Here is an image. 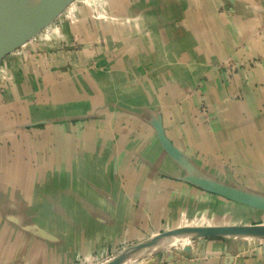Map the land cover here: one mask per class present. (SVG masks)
<instances>
[{"label":"crops","instance_id":"crops-1","mask_svg":"<svg viewBox=\"0 0 264 264\" xmlns=\"http://www.w3.org/2000/svg\"><path fill=\"white\" fill-rule=\"evenodd\" d=\"M42 33L0 63V264L264 222L194 180L264 196V0H74ZM181 242L133 264H264V237Z\"/></svg>","mask_w":264,"mask_h":264},{"label":"water","instance_id":"water-1","mask_svg":"<svg viewBox=\"0 0 264 264\" xmlns=\"http://www.w3.org/2000/svg\"><path fill=\"white\" fill-rule=\"evenodd\" d=\"M74 0H13L10 9L0 16V63L10 53L17 50L34 38L50 23H52ZM159 140L173 158H179V150L166 135L163 125L157 121ZM196 182L211 192L219 194L236 203L244 204L253 209L264 211V196L251 191L237 189L233 186L216 181L195 178ZM185 235V239L228 237L243 239L246 237H264V222L232 223L215 225H183L154 234L151 238L137 242L124 249L130 248V253L144 247L155 245L165 236ZM182 240V241H183ZM175 246V245H172ZM155 252L156 253L160 250ZM167 249V248H165ZM119 250L115 254L100 261V264H120L127 255ZM149 255L140 259H145ZM133 264V263H132Z\"/></svg>","mask_w":264,"mask_h":264},{"label":"bare ground","instance_id":"bare-ground-1","mask_svg":"<svg viewBox=\"0 0 264 264\" xmlns=\"http://www.w3.org/2000/svg\"><path fill=\"white\" fill-rule=\"evenodd\" d=\"M13 0H0V16L2 14H5L11 7V2ZM185 238V235H178V236H173V235H169V236H165L163 238H161L155 245L150 246V247H144V248H140L130 254L125 255L120 264H132L134 263V261H136L137 259L143 257L144 255L151 253V252H155L159 249L174 245L179 243L180 241H182ZM96 264H100V262L96 263Z\"/></svg>","mask_w":264,"mask_h":264},{"label":"built area","instance_id":"built-area-1","mask_svg":"<svg viewBox=\"0 0 264 264\" xmlns=\"http://www.w3.org/2000/svg\"><path fill=\"white\" fill-rule=\"evenodd\" d=\"M35 42L37 43V48H39V50H43L45 48V33L42 34L39 33L34 38L31 39L32 48H35L34 46Z\"/></svg>","mask_w":264,"mask_h":264},{"label":"rangeland","instance_id":"rangeland-1","mask_svg":"<svg viewBox=\"0 0 264 264\" xmlns=\"http://www.w3.org/2000/svg\"><path fill=\"white\" fill-rule=\"evenodd\" d=\"M61 15H62V13L59 15V18L61 17ZM29 41H31V40H29ZM28 41V42H29ZM25 44H27V43H25ZM32 44V43H31ZM23 46V45H22ZM13 54V52L12 53H10L9 55H7L6 57H5V59L6 58H8V56H10V55H12ZM4 59V60H5ZM12 209L11 208H6L5 210H4V213H8V215H12L11 213H12ZM168 230V229H167ZM149 238H151V237H149ZM148 238V239H149ZM147 240V239H146ZM180 243H182L181 241L179 242V243H177L176 245H179ZM175 245V246H176ZM165 248H167V249H165ZM164 248V250H168V249H171V248H174V246H168V247H165ZM122 251L121 252H124L125 254H128L129 252H130V248H127V249H121ZM153 254H155V253H149V255L148 256H152ZM2 258V257H1ZM96 264V263H95Z\"/></svg>","mask_w":264,"mask_h":264}]
</instances>
